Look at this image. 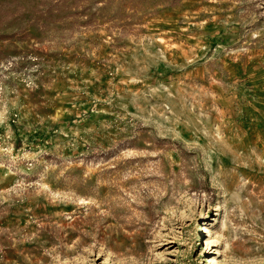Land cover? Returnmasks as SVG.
Listing matches in <instances>:
<instances>
[{"label":"rangeland","instance_id":"obj_1","mask_svg":"<svg viewBox=\"0 0 264 264\" xmlns=\"http://www.w3.org/2000/svg\"><path fill=\"white\" fill-rule=\"evenodd\" d=\"M0 264H264V0H0Z\"/></svg>","mask_w":264,"mask_h":264},{"label":"bare ground","instance_id":"obj_2","mask_svg":"<svg viewBox=\"0 0 264 264\" xmlns=\"http://www.w3.org/2000/svg\"><path fill=\"white\" fill-rule=\"evenodd\" d=\"M204 231H206L207 232V229H204ZM214 263H216V261L215 260H212Z\"/></svg>","mask_w":264,"mask_h":264}]
</instances>
